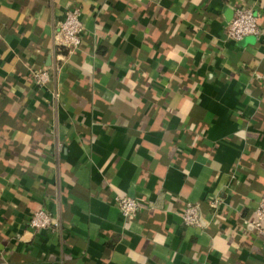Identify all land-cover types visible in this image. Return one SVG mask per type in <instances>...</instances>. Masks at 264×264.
<instances>
[{"label": "crops", "instance_id": "0c3cea01", "mask_svg": "<svg viewBox=\"0 0 264 264\" xmlns=\"http://www.w3.org/2000/svg\"><path fill=\"white\" fill-rule=\"evenodd\" d=\"M243 6L262 33L230 40ZM73 7L82 43L56 52ZM258 74L264 0H0V264H264Z\"/></svg>", "mask_w": 264, "mask_h": 264}, {"label": "built area", "instance_id": "2783aa9c", "mask_svg": "<svg viewBox=\"0 0 264 264\" xmlns=\"http://www.w3.org/2000/svg\"><path fill=\"white\" fill-rule=\"evenodd\" d=\"M81 16L82 12L79 7H73L66 11L64 18L57 24L53 33L56 52L66 51L70 53L81 45L83 31ZM261 33L258 17L253 10L244 6L237 7L234 17L226 28V37L230 40H240L244 36L250 34L261 35ZM52 72L50 69L34 71L33 77L39 85L43 86L51 81ZM258 77L264 79V74H258ZM115 203L125 219H133L140 210V204L134 197L118 195L115 197ZM182 218L187 225L201 226L200 205L188 202L182 212ZM57 225L58 223L45 209L34 211L30 218V226L35 230H53ZM252 225L260 234H264V196L255 209V218L252 220Z\"/></svg>", "mask_w": 264, "mask_h": 264}]
</instances>
